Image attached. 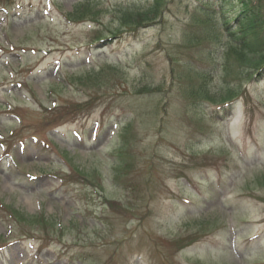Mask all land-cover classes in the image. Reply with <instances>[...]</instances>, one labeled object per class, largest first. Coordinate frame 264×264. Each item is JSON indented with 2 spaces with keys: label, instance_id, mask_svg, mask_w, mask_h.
Here are the masks:
<instances>
[{
  "label": "rangeland",
  "instance_id": "1",
  "mask_svg": "<svg viewBox=\"0 0 264 264\" xmlns=\"http://www.w3.org/2000/svg\"><path fill=\"white\" fill-rule=\"evenodd\" d=\"M237 9L0 0V264H264V69L228 55Z\"/></svg>",
  "mask_w": 264,
  "mask_h": 264
},
{
  "label": "trees",
  "instance_id": "2",
  "mask_svg": "<svg viewBox=\"0 0 264 264\" xmlns=\"http://www.w3.org/2000/svg\"><path fill=\"white\" fill-rule=\"evenodd\" d=\"M237 1V15L233 17L232 22L229 19L225 21L224 25L231 43L228 55H238L246 66H260L256 67L260 72L264 69V6L260 0ZM150 12L152 10H145L140 15L131 12L125 20L128 19L131 23L135 15L144 18Z\"/></svg>",
  "mask_w": 264,
  "mask_h": 264
}]
</instances>
